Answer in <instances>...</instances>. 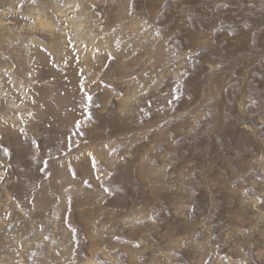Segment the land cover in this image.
I'll list each match as a JSON object with an SVG mask.
<instances>
[{"label": "rangeland", "instance_id": "rangeland-1", "mask_svg": "<svg viewBox=\"0 0 264 264\" xmlns=\"http://www.w3.org/2000/svg\"><path fill=\"white\" fill-rule=\"evenodd\" d=\"M0 264H264V0H0Z\"/></svg>", "mask_w": 264, "mask_h": 264}, {"label": "bare ground", "instance_id": "bare-ground-1", "mask_svg": "<svg viewBox=\"0 0 264 264\" xmlns=\"http://www.w3.org/2000/svg\"><path fill=\"white\" fill-rule=\"evenodd\" d=\"M45 5H47V4H45ZM35 9L39 10L37 15L35 14L36 16L34 18L36 26L38 28H40V30L46 32V34H47L48 38L50 39V41L53 42L54 39H55V35H56V25H55L54 19H53L54 12L50 11V8L48 6H40V7H37ZM71 12L72 11H67L66 8L59 9V10H57V17L61 19V22L65 21L68 24L69 23L72 24L73 28L78 31L80 36L81 35H86L84 32H81V30H80V28L83 25L82 22L77 21V19H75V18L73 20L72 19L73 17L71 16L72 15ZM1 19H2V17H1ZM2 22H3V20H2ZM2 92H4V91H2ZM10 104H11V102H10Z\"/></svg>", "mask_w": 264, "mask_h": 264}, {"label": "snow or ice", "instance_id": "snow-or-ice-1", "mask_svg": "<svg viewBox=\"0 0 264 264\" xmlns=\"http://www.w3.org/2000/svg\"><path fill=\"white\" fill-rule=\"evenodd\" d=\"M217 67H219V65H217ZM252 103H255V101H252Z\"/></svg>", "mask_w": 264, "mask_h": 264}]
</instances>
